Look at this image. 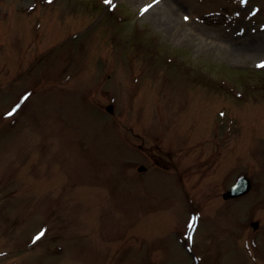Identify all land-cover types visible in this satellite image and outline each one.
<instances>
[{
	"label": "rangeland",
	"instance_id": "rangeland-1",
	"mask_svg": "<svg viewBox=\"0 0 264 264\" xmlns=\"http://www.w3.org/2000/svg\"><path fill=\"white\" fill-rule=\"evenodd\" d=\"M262 61L264 0H0V264H264Z\"/></svg>",
	"mask_w": 264,
	"mask_h": 264
},
{
	"label": "water",
	"instance_id": "water-1",
	"mask_svg": "<svg viewBox=\"0 0 264 264\" xmlns=\"http://www.w3.org/2000/svg\"><path fill=\"white\" fill-rule=\"evenodd\" d=\"M108 110L113 111V106L110 105L108 107ZM140 169H144V167H141ZM251 189V180L249 177L244 176L238 180L235 186L227 192H225L224 197L225 198H232V197H238L245 193H247ZM255 227H258V223H253Z\"/></svg>",
	"mask_w": 264,
	"mask_h": 264
},
{
	"label": "snow or ice",
	"instance_id": "snow-or-ice-1",
	"mask_svg": "<svg viewBox=\"0 0 264 264\" xmlns=\"http://www.w3.org/2000/svg\"><path fill=\"white\" fill-rule=\"evenodd\" d=\"M106 3H108V4H112V0H106ZM114 6V5H113ZM149 7H151V5L149 4V5H145V7H144V9H143V11H147L148 10V8ZM261 67H264V61H262L261 62V65H260ZM17 107H19V106H17ZM16 109L14 108L13 109V112L15 111ZM8 115H12V113L10 112V113H8ZM39 235H43V232H41ZM37 238H39V236L37 237Z\"/></svg>",
	"mask_w": 264,
	"mask_h": 264
}]
</instances>
